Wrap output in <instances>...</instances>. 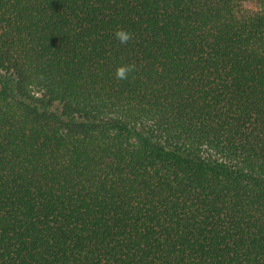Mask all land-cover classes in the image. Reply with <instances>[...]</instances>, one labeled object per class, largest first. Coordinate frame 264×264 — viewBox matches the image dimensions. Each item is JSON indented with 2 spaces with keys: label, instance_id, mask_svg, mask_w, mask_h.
Segmentation results:
<instances>
[{
  "label": "trees",
  "instance_id": "1",
  "mask_svg": "<svg viewBox=\"0 0 264 264\" xmlns=\"http://www.w3.org/2000/svg\"><path fill=\"white\" fill-rule=\"evenodd\" d=\"M0 264H264V0H0Z\"/></svg>",
  "mask_w": 264,
  "mask_h": 264
},
{
  "label": "clouds",
  "instance_id": "2",
  "mask_svg": "<svg viewBox=\"0 0 264 264\" xmlns=\"http://www.w3.org/2000/svg\"><path fill=\"white\" fill-rule=\"evenodd\" d=\"M116 38L121 42V44H126L131 39V33L125 29H119L116 32ZM132 65H122L117 69L116 76L118 79H126L129 72L133 70Z\"/></svg>",
  "mask_w": 264,
  "mask_h": 264
},
{
  "label": "rangeland",
  "instance_id": "3",
  "mask_svg": "<svg viewBox=\"0 0 264 264\" xmlns=\"http://www.w3.org/2000/svg\"><path fill=\"white\" fill-rule=\"evenodd\" d=\"M247 5L252 6L251 4H247Z\"/></svg>",
  "mask_w": 264,
  "mask_h": 264
}]
</instances>
